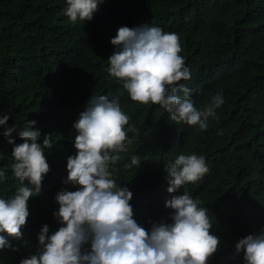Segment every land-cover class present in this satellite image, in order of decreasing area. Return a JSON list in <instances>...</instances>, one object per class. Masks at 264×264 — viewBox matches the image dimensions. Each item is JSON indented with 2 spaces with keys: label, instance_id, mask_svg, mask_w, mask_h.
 Wrapping results in <instances>:
<instances>
[{
  "label": "trees",
  "instance_id": "16d2710c",
  "mask_svg": "<svg viewBox=\"0 0 264 264\" xmlns=\"http://www.w3.org/2000/svg\"><path fill=\"white\" fill-rule=\"evenodd\" d=\"M66 7V0H0V118L9 116L0 127V198H11L21 186L8 140L22 143L19 132L29 121L36 122L31 130H39L38 143L51 137L44 149L50 171L41 193L28 201L23 239L0 233L19 251L0 250V264L35 255L41 228L47 224L51 235L62 226L53 215L56 193L78 189L64 183L67 158L76 154L73 124L100 95L118 101L129 117L125 131L132 143L112 167L117 186L133 193L137 223L149 231L153 223H171L165 202L187 191L208 210L211 234L221 241L208 264H244L236 244L264 231V0H104L91 21L75 23ZM141 25L178 35L190 71L178 85L192 90L197 109L223 95L206 130L172 121L159 105L133 102L123 83L108 76V58L116 51L110 40L122 26ZM13 126L16 131L4 137ZM192 154L204 157L208 173L168 193L165 168ZM133 156L140 165L126 169Z\"/></svg>",
  "mask_w": 264,
  "mask_h": 264
},
{
  "label": "clouds",
  "instance_id": "9594fccd",
  "mask_svg": "<svg viewBox=\"0 0 264 264\" xmlns=\"http://www.w3.org/2000/svg\"><path fill=\"white\" fill-rule=\"evenodd\" d=\"M66 2L65 15L75 23L78 18L91 21L104 0ZM110 43L116 51L108 58L110 66L105 71L123 83L133 102L159 105L170 113L172 121L200 130L207 129L208 119L215 117L216 110L225 103L223 95L217 94L199 110L191 98L192 90L178 85L190 79V71L180 55L177 34L154 25L122 26ZM8 120L9 116L3 115L0 127ZM35 123L29 121V127L19 132L22 143L8 140L14 145L12 172L21 186L11 198H0V233L15 240L23 239L21 229L29 217L28 201L41 193L44 177L50 171L44 149L50 146L51 137L45 136L43 144L38 143L39 130H31ZM128 123L129 117L118 101L104 95L92 96L73 124L76 154L67 158L64 183L78 189L56 193L59 210L53 215L62 226L49 235L45 224L37 236V253L20 264H208L221 241L211 234L208 210L198 207L200 201L187 191L165 202V207L172 210L171 223H153L149 231L134 219L130 204L133 193L117 186L113 174L118 169L112 167L120 161L119 153L126 152L132 143L125 131ZM15 131V126L6 127L3 136L11 137ZM135 165H140L137 156L124 167ZM165 171L167 191L172 194L185 184L201 180L209 169L203 156L192 154L179 155ZM4 177L5 172L0 170V181ZM24 181L29 186H23ZM235 247L237 253L243 251L244 264H264V231L239 240ZM3 249L19 251L0 236Z\"/></svg>",
  "mask_w": 264,
  "mask_h": 264
}]
</instances>
